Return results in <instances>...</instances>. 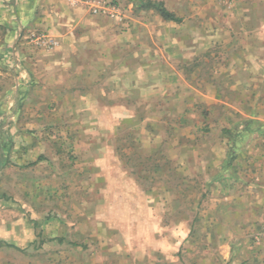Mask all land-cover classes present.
<instances>
[{
    "label": "crops",
    "instance_id": "crops-1",
    "mask_svg": "<svg viewBox=\"0 0 264 264\" xmlns=\"http://www.w3.org/2000/svg\"><path fill=\"white\" fill-rule=\"evenodd\" d=\"M37 1L39 9L27 24L47 32L54 46L33 55L22 77L36 86L21 90L27 103L36 101L43 125L47 115L40 112L48 105L57 112L56 145L71 147L73 157L87 165L68 174L80 178L79 185L85 177L84 191L100 197L87 211V221L98 227L87 229L94 248L63 227V212L50 220L39 213L32 221L18 219L28 231L31 223L44 225L38 229L42 249L31 264H111L112 257L123 254L112 240L126 239L120 225L127 226V213L137 202L141 209V195H147L137 180L150 177L147 192L152 193L160 176L171 174L169 163H180L179 158L182 207L191 209L194 225H207L192 233V224L187 236L199 241L193 247L198 259L190 256L184 264H264V235L256 240L264 224V0L231 5L214 0L209 23L204 6L191 7L194 0H152L163 2L179 21L144 8L145 0H138L140 7L128 0L121 24L68 0ZM189 12L198 22L187 21ZM171 119L176 128L170 141L164 128ZM24 139L21 155L11 160L26 164L23 157L37 150L40 170L46 166L45 146ZM127 140L134 151L122 153L118 144ZM132 157L136 169L129 170ZM143 160L151 164L140 170ZM58 169L54 173L61 176ZM2 176L0 171V185ZM115 217L119 225L110 229ZM24 233L2 238L0 246L23 248L32 240L25 242ZM170 260L167 264H173V256Z\"/></svg>",
    "mask_w": 264,
    "mask_h": 264
},
{
    "label": "rangeland",
    "instance_id": "rangeland-1",
    "mask_svg": "<svg viewBox=\"0 0 264 264\" xmlns=\"http://www.w3.org/2000/svg\"><path fill=\"white\" fill-rule=\"evenodd\" d=\"M135 1L138 2V0H130L133 5ZM238 1L226 0L225 2L231 5ZM68 2L73 6L84 5L93 15L104 16L118 24L126 20V10L130 5L128 0H68ZM37 5V0H0V171H3L0 187L5 190L0 191V241H4L1 240L2 238H10L13 236L12 233L17 234L19 231L25 232L24 235L27 236L25 242L32 239L26 246L24 244L23 248L15 243L13 246H0V264H31L42 249V239L38 235L40 231L38 229L42 231L44 225L31 223L30 231H28L26 226L24 228L19 226L21 222L18 219L21 217H27L32 221L39 213L42 218L50 220L60 217L63 212L65 217L63 227L66 224L69 232L77 233L78 241L86 243L88 248H94V243L86 239L87 231L98 228L94 222L87 221V211L93 206L94 201L99 199L100 193L84 191L82 183L85 182V177L81 178L79 185L75 183L80 178L68 174L71 168L78 169L87 165L85 163L81 165L80 161L73 157L71 147L56 145L61 132L60 128L54 126V116L57 112L51 110L50 105L45 113L40 112L41 116L47 115L46 123L43 125V122L38 121V113L34 107L36 101L27 103L28 95H24L21 90L23 88L25 92L27 88L36 86V83L34 81L32 83L26 75L22 77L24 71L27 72L28 68L32 67L29 61H32L33 55L54 46L47 32L38 28L33 29L27 24L26 18L30 16V13L37 12L39 9ZM134 6L140 7V3ZM199 6H204L208 11L206 20L201 18L199 21L209 23L213 17L214 0H194L191 4V7L196 10ZM194 16L192 12H189L185 18L187 21L190 18L191 22H198L194 20ZM209 53V51L204 53L203 57H208ZM169 117L173 118L172 115ZM179 126L181 128L182 125ZM175 128L176 122L172 119L164 128L167 129L164 131L165 136L170 141L174 137ZM181 130L183 131V128ZM25 137L31 138L35 143L40 142V145L43 144L46 148L41 154L45 156L43 165L46 164V166L40 170H38L40 164L36 160L37 150H32L33 153L31 151L30 156L23 157L26 164L11 160L12 157L21 155L22 148L19 146L26 140ZM76 138L74 136V140ZM120 145L122 153L134 151L133 144H130L129 140L118 144ZM35 146L37 147L36 144ZM58 148L61 150L56 151ZM131 159L128 169L134 170L137 160L133 157ZM179 159L182 162V158ZM160 161L164 163L165 159ZM181 162L169 163L171 174L169 177L166 174L160 176L161 179L154 184L152 193L147 192L151 187L150 177L142 178V183L137 180V185L147 195L143 193L141 195L140 199L143 201L141 209L137 202L135 210L127 213L126 216L130 221L127 222V226L120 225L121 232H126L124 233L126 239L112 240V247H120L118 249L122 250L123 254L112 257L111 264H167L172 262L170 260L172 256L173 264H184L190 256L192 259H198V256L194 255L193 247H198L199 241L192 240V235L187 236V233L192 224V233L205 230L207 225H194L191 209L182 207L184 192ZM150 164L151 161L143 160L142 167L139 166V169H144ZM34 166L37 169H34ZM58 167L62 169L61 176L54 173L55 168L59 170ZM30 169H33L32 173ZM37 170L40 177L36 176ZM23 184L26 190L22 189ZM129 198L133 199V195ZM24 201H26L25 204ZM60 205L63 206L62 209L58 207ZM95 209L98 214L102 213V209ZM201 209L204 210V208ZM116 222V217L111 219L110 229H114L116 224L119 225ZM72 223L76 224L73 226ZM110 231L112 235L113 230ZM12 240L10 239L11 242ZM190 249L193 253L189 252L190 255H188L185 251L188 252ZM29 251L34 254H29Z\"/></svg>",
    "mask_w": 264,
    "mask_h": 264
},
{
    "label": "trees",
    "instance_id": "trees-1",
    "mask_svg": "<svg viewBox=\"0 0 264 264\" xmlns=\"http://www.w3.org/2000/svg\"><path fill=\"white\" fill-rule=\"evenodd\" d=\"M144 8H153L157 10L160 14H162L165 18L170 20L179 21V18L176 17L173 13L169 12L165 7L163 2H157L152 0L144 1L143 3Z\"/></svg>",
    "mask_w": 264,
    "mask_h": 264
},
{
    "label": "built area",
    "instance_id": "built-area-1",
    "mask_svg": "<svg viewBox=\"0 0 264 264\" xmlns=\"http://www.w3.org/2000/svg\"><path fill=\"white\" fill-rule=\"evenodd\" d=\"M264 235V224L262 225V231L261 233L256 237V240H258L257 238H259L260 236Z\"/></svg>",
    "mask_w": 264,
    "mask_h": 264
}]
</instances>
